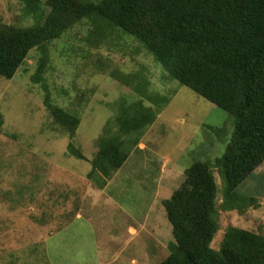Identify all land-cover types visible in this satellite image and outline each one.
<instances>
[{"label": "rangeland", "instance_id": "374dc122", "mask_svg": "<svg viewBox=\"0 0 264 264\" xmlns=\"http://www.w3.org/2000/svg\"><path fill=\"white\" fill-rule=\"evenodd\" d=\"M36 2L32 9L26 0H0V23H41L49 9L46 0ZM88 30L81 23L45 47L44 85L51 104L78 119L73 133L45 105L43 81L31 82L38 51L12 79L0 77V264L161 263L173 241L163 202L194 162L209 165L217 187L219 229L211 248L219 249L228 228L264 235V163L230 194L215 163L233 131L227 113L170 79L130 36L111 33L97 46ZM129 75L167 102L119 170L108 179L97 173L88 179L96 141L120 99L138 98L114 78ZM37 226L45 229L43 237L15 236ZM19 239L44 243L23 249Z\"/></svg>", "mask_w": 264, "mask_h": 264}, {"label": "trees", "instance_id": "16d2710c", "mask_svg": "<svg viewBox=\"0 0 264 264\" xmlns=\"http://www.w3.org/2000/svg\"><path fill=\"white\" fill-rule=\"evenodd\" d=\"M26 1L36 8V0ZM46 7L41 23H0V77L12 79L29 53L38 51L31 82L43 81L45 105L57 123L70 125V133L78 119L50 102L43 80L49 64L45 47L86 23L87 39L94 45L104 43L111 33L130 36L170 79L227 113L233 131L215 160L227 194L264 163V0H46ZM114 78L138 98L120 99L109 129L96 141L88 179L94 173L108 179L119 170L167 102L148 92L135 75ZM111 127L115 132L108 135ZM68 151L81 157L73 147ZM216 195L208 164L194 162L184 171L182 184L163 202L173 241L159 264H264V235L228 228L219 249L211 248L219 229Z\"/></svg>", "mask_w": 264, "mask_h": 264}, {"label": "crops", "instance_id": "0c3cea01", "mask_svg": "<svg viewBox=\"0 0 264 264\" xmlns=\"http://www.w3.org/2000/svg\"><path fill=\"white\" fill-rule=\"evenodd\" d=\"M18 231H19V232H17L18 234H15V236H17L19 238H21L22 236L26 237L28 235L31 236V237H43V234L45 233V229L42 228V227H38V226L36 228H32L31 230H25L24 229V230H18ZM58 231L54 232L52 234V236L54 234H56ZM16 241H17V246L18 247H23L24 246L23 249H25V248L27 249L28 247H38V245H41L42 243H44V240L40 244H37V243H34V242H33V244H31V243H28L27 240L26 241L25 240L21 241V239L16 240ZM4 243H6V242H4ZM8 246H10V244Z\"/></svg>", "mask_w": 264, "mask_h": 264}]
</instances>
